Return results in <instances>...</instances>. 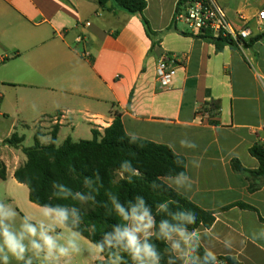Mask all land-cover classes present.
Segmentation results:
<instances>
[{
	"label": "crops",
	"instance_id": "crops-1",
	"mask_svg": "<svg viewBox=\"0 0 264 264\" xmlns=\"http://www.w3.org/2000/svg\"><path fill=\"white\" fill-rule=\"evenodd\" d=\"M145 1L143 16L162 33L154 46L139 18L111 0L104 8L97 0H0V142L18 123L32 124L42 145L54 126L57 146L66 138L90 140L92 130L102 134L119 114L127 135L167 145L182 153L185 164L200 160L199 168H185L192 190L179 193L199 208L253 207L217 212L209 228L219 239H205L202 248L214 247L218 257L238 264H264V239H250L253 233L264 236V178L230 166L236 159L256 170L248 149L264 146V22L256 20L264 0H213L234 30H249L240 44L219 52L211 42L179 34L188 32L180 21L178 30H167L178 0ZM256 36L262 38L254 41ZM165 54H176L179 64L169 87L160 89L156 66ZM207 102L219 105L218 115L202 112ZM62 112L65 118L54 124L52 117ZM181 140L197 147L183 148ZM0 160L6 168L0 201L40 220L39 206L14 178L25 155L0 145ZM225 237L233 239L230 250L220 243ZM81 244L84 251L72 264H96L87 252L92 243L81 236Z\"/></svg>",
	"mask_w": 264,
	"mask_h": 264
},
{
	"label": "clouds",
	"instance_id": "clouds-1",
	"mask_svg": "<svg viewBox=\"0 0 264 264\" xmlns=\"http://www.w3.org/2000/svg\"><path fill=\"white\" fill-rule=\"evenodd\" d=\"M128 135L130 143L138 140L136 134ZM180 145L187 149L197 147L186 140H181ZM174 156L178 167L201 166L197 158L185 164L182 153L174 151ZM118 174L131 182L139 172L129 161H124ZM193 185L194 180L186 171H178L153 182L152 187L155 190L166 186L181 193L191 191ZM82 187L83 191H73L66 184L53 181L52 196L62 201L70 199L73 203L41 204L38 221L30 214L20 216L13 204L0 201V264H72L73 258L84 251L79 230L84 222L82 206L98 203L96 195L104 187L99 172L84 176ZM105 195L108 202L102 206L106 214L114 213L120 222L104 231L87 249L91 262L126 264L127 257L131 264H223L214 247L202 248L205 239L219 237L211 228L191 227L197 223V213L191 209L173 210L171 205L176 202L168 199L157 203L154 211L141 195L126 203L111 191H106ZM157 216H160L159 220ZM57 229L66 235L58 233ZM88 231L95 235L96 226H89ZM250 239L255 241L264 236L253 233ZM156 241L165 245L163 251ZM220 243L227 250L233 247L231 237L223 238ZM105 253L111 255L105 256Z\"/></svg>",
	"mask_w": 264,
	"mask_h": 264
},
{
	"label": "trees",
	"instance_id": "trees-1",
	"mask_svg": "<svg viewBox=\"0 0 264 264\" xmlns=\"http://www.w3.org/2000/svg\"><path fill=\"white\" fill-rule=\"evenodd\" d=\"M108 0H97L100 7L104 8ZM115 7L122 11L137 16L142 23L146 36L151 44L160 43L161 32H155L151 29L149 22L143 16L146 7L145 0H111ZM198 0H178L175 6V12L167 30H178L177 16L185 3ZM183 36H192L211 42L215 51L219 52L226 45H234L232 40L221 34L214 37L211 32L204 35L192 34L179 31ZM262 38L256 36V41ZM202 112L208 117L218 115L219 105L216 102H207L203 105ZM216 124V122H212ZM58 126H54L50 132V138L47 144L42 145L39 141L40 134L36 131L33 135V144L29 147L22 145L23 136H19L13 132L7 138L0 142V145L20 149L25 155L26 160L23 165L14 172V178L17 182L24 184L28 189L29 201L37 206L43 203H66L72 204L69 199L67 201L57 200L52 196V183L58 181L72 188L73 191L81 190L82 180L84 176H91L94 172H99L104 187L100 189L96 195L98 203L89 202L82 206V214L84 218L83 224L80 226L82 237L89 242L94 243L99 240L104 231L110 230L113 224L119 221V218L113 214H106L105 208L102 206L108 202L106 191H111L117 195L121 202L132 200L135 196H143L147 202L153 206L159 202L171 199L176 203L171 205L173 210L191 209L197 213V223L191 227H210L217 212L225 211L231 207H239L246 210H254L253 207L243 204L234 203L225 206L218 211L211 212L199 208L197 205L189 201L183 195L168 187L153 189V182H158L160 178L178 171H185V168L178 167L174 163V152L172 149L163 144H157L148 140L140 139L135 143H130L129 135L124 131L119 114H116L112 123L103 130L102 134L96 130H92V138L90 140L72 141L66 138L60 145H56V134ZM251 157L258 162L256 170H247L242 167L236 159L230 161L231 169L234 172H243L251 178H264V146L262 144H254L248 149ZM183 157V156H182ZM184 161L185 158L183 157ZM124 161H129L133 168L137 169L139 175L133 176L131 182L126 178H121L118 169ZM6 168L0 160V179H5ZM249 191H253L252 186L248 187ZM110 206V205H109ZM160 219V216H157ZM263 224L264 220L260 219ZM96 226V233L93 235L88 231L91 225ZM161 251L165 245L160 241H156ZM105 256L111 253H105ZM225 258L231 263L238 264L231 257ZM126 264H131L130 260L125 257ZM96 264H104V261H98Z\"/></svg>",
	"mask_w": 264,
	"mask_h": 264
},
{
	"label": "built area",
	"instance_id": "built-area-1",
	"mask_svg": "<svg viewBox=\"0 0 264 264\" xmlns=\"http://www.w3.org/2000/svg\"><path fill=\"white\" fill-rule=\"evenodd\" d=\"M256 20L259 24L264 22V7L256 14ZM177 21L185 25L186 30L192 34L204 35L211 32L214 37L221 34L227 36L233 43L240 44L249 36V30L242 28L234 30L226 21L221 9L216 6L213 0H198L185 3L177 16ZM87 25L89 23H86ZM179 64L176 54H165L157 63L155 81L160 89H167L176 73ZM65 113H60L52 117L51 121L58 124L65 118ZM223 264L231 263L225 258H220Z\"/></svg>",
	"mask_w": 264,
	"mask_h": 264
},
{
	"label": "rangeland",
	"instance_id": "rangeland-1",
	"mask_svg": "<svg viewBox=\"0 0 264 264\" xmlns=\"http://www.w3.org/2000/svg\"><path fill=\"white\" fill-rule=\"evenodd\" d=\"M185 26L184 24L180 23L179 27ZM2 129L0 130L1 133ZM12 132H17L19 135L23 136V142L22 145L24 147H29L33 144V135L36 132V128L34 126L28 125L23 126L21 123H18ZM42 142H44V139H41Z\"/></svg>",
	"mask_w": 264,
	"mask_h": 264
}]
</instances>
